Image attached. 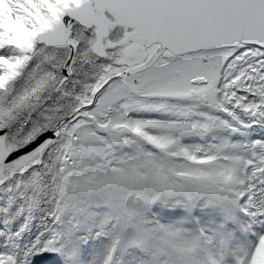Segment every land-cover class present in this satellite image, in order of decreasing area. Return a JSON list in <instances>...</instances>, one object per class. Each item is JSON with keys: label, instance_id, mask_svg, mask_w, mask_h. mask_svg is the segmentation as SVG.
<instances>
[{"label": "snow or ice", "instance_id": "6c2138e0", "mask_svg": "<svg viewBox=\"0 0 264 264\" xmlns=\"http://www.w3.org/2000/svg\"><path fill=\"white\" fill-rule=\"evenodd\" d=\"M0 264H264V0H0Z\"/></svg>", "mask_w": 264, "mask_h": 264}]
</instances>
